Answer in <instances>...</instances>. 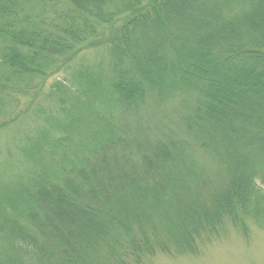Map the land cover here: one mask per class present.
Here are the masks:
<instances>
[{
    "label": "trees",
    "instance_id": "1",
    "mask_svg": "<svg viewBox=\"0 0 264 264\" xmlns=\"http://www.w3.org/2000/svg\"><path fill=\"white\" fill-rule=\"evenodd\" d=\"M5 131L0 264H146L264 225V0H0Z\"/></svg>",
    "mask_w": 264,
    "mask_h": 264
},
{
    "label": "rangeland",
    "instance_id": "2",
    "mask_svg": "<svg viewBox=\"0 0 264 264\" xmlns=\"http://www.w3.org/2000/svg\"><path fill=\"white\" fill-rule=\"evenodd\" d=\"M55 79L49 77L47 87ZM28 103V99H24ZM10 131L0 132V145H6ZM248 231L227 225L219 237L205 244L197 255L171 257L159 254L146 264H264V225L252 219L247 221Z\"/></svg>",
    "mask_w": 264,
    "mask_h": 264
}]
</instances>
